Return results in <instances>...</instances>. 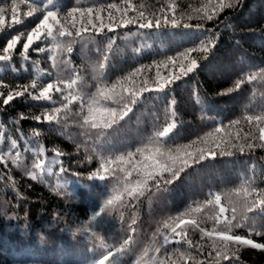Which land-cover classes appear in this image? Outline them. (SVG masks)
<instances>
[{
  "label": "trees",
  "instance_id": "16d2710c",
  "mask_svg": "<svg viewBox=\"0 0 264 264\" xmlns=\"http://www.w3.org/2000/svg\"><path fill=\"white\" fill-rule=\"evenodd\" d=\"M41 2L46 0H37ZM113 2L121 7L124 4V0H53L49 7H54L64 17L72 7L106 6ZM210 2L215 0H131L136 11L129 15L138 16L143 12L149 19L161 15L162 8L175 3L180 26L139 29L136 24H129L114 32L105 29L100 34L91 30L81 36L74 33L71 41L67 37L60 41L65 46L70 43L71 53L54 49L55 42L36 41L32 48L39 44L46 52L38 55L30 48L28 61L19 55L24 43L22 37L12 60L0 62V82L12 88L29 85L33 80L39 84L57 78L76 79L73 95L90 101L99 86L116 83L140 66L153 65L142 74L151 84L156 63L197 46L210 33L218 38L206 58L198 59L199 67L193 73L164 92L143 93L133 111L109 129L84 124L79 99L68 104L67 109L62 108L59 123H37L32 117L51 110L53 102L56 106L67 103L58 93L53 95V102L35 101L25 93L7 106L2 105L0 98V131L6 137L0 149L8 150L10 137L17 139L21 152L17 163L12 162L15 150L13 157H6L7 164L0 162V264H96L109 251L113 255L105 264H135L146 250L151 255L158 247L160 252L153 257L157 261L184 264L186 260L187 264H192L187 256L184 260L179 256V253H191L197 262L217 264L216 249L223 245L218 239L202 235L199 229L187 230V239L194 248H189L183 240L180 244L170 242L161 247L162 235L166 234L165 222L174 223L171 218L181 214L184 219H196L205 230H224L223 223L215 222L217 209L213 205L200 207L209 199V193L221 195V204L229 208L226 214L229 217L235 205L238 218L243 211L249 223L258 228L264 225V213L258 209L247 212L244 205L250 203L253 196L243 191L245 188L249 191L264 189V148H245L241 152L231 146L259 143L255 139L259 134L258 126L249 123L246 117L264 115V0H236L233 7L225 8L213 20H201L195 9ZM10 5L11 0H0V7L6 9L0 48L13 35L21 32L27 35L41 15L37 12L26 17L27 5L21 4L18 19L22 23L8 27ZM114 16L118 19L119 13ZM185 22L202 24L203 28H185ZM109 37L113 41L110 50ZM160 71L167 74L162 64ZM250 76L254 79H248ZM241 78L244 82L235 88L234 82ZM140 79L138 75L137 85ZM0 91L7 89L0 87ZM172 99L175 104L171 103ZM21 114L28 119L19 120ZM173 119L176 128L164 141H157L156 131ZM219 126L224 127L219 136L229 142L225 145V154L218 153L215 159L208 158L186 168L179 179L167 186L161 184L159 190L149 182L142 194L129 198L126 188L132 185L127 180L137 179V173L126 178L121 169L128 166L117 168L116 163L111 165L117 168L115 176L105 180L89 179L104 160H115L136 148L183 151L193 141L197 144L187 150L204 147L203 139H208L209 143L212 140L206 134ZM33 130H38L40 136L35 137ZM216 135L214 133V137ZM41 146L47 159L62 160L68 174H60L57 164L52 166L50 175L46 173L42 178L31 179L29 172ZM57 151L63 155L56 157ZM134 160L140 161V155ZM118 194H123L124 203L117 201L110 205L111 211L106 209V213L92 221L91 231H88L91 217L105 201ZM181 227L187 228V225ZM232 232L248 235L245 228H233ZM129 237L124 250L116 252ZM251 238L264 243V236L253 233ZM230 247L235 254L233 258L220 260L218 264H264V251L249 246Z\"/></svg>",
  "mask_w": 264,
  "mask_h": 264
},
{
  "label": "snow or ice",
  "instance_id": "6c2138e0",
  "mask_svg": "<svg viewBox=\"0 0 264 264\" xmlns=\"http://www.w3.org/2000/svg\"><path fill=\"white\" fill-rule=\"evenodd\" d=\"M235 2L236 0H215V2H210L209 5L205 7L195 9V12L201 20L211 21L218 17L220 12L225 8L233 7ZM21 4L27 5V11L24 13L26 17H32L37 12L41 13V15L37 18L38 22L31 28L27 35L23 32L13 35L11 39L7 40L6 44L0 48V62L12 60L13 55L16 54V46L20 43L22 37L24 38V43L21 45L19 55L25 61H28L30 59V48L38 55L46 52V48L39 44L35 48H32V45L36 41H41V43L44 41L55 42L53 43L54 49H62L66 50L67 53H71L72 47L70 46V43L65 46L62 45L60 41L65 37L71 41L74 33L76 36H81L82 33L91 30L100 34L104 33L105 29H107L108 32H114L116 28L122 26L127 27L129 24H136L139 29H159L162 26L168 25L173 27L180 26V17L176 15L175 3L162 8L161 15H154L153 19H149L144 16L143 12H140L138 16L129 15V12L136 11L131 0H124L122 7L114 2L109 3L106 6L92 5L87 8L72 7L64 17L59 15L57 9L49 7V5L53 4V0H46V2L41 3H37V0H19V3L17 0H11L9 8L11 18L8 27H11L13 24L22 23V21L18 19ZM5 11V7H0V31H2L6 25ZM114 13H119L118 19L114 16ZM189 19H191V17H189ZM77 24L80 26L77 27ZM183 27L202 29L203 25H192L191 23L185 22ZM108 39L110 50L113 41L111 37ZM217 42L218 38L215 36V33H210L209 35H206L197 46L186 48L174 56L167 57L165 61L156 63L154 65L156 71L151 84H149V80L142 74L145 71L150 70L153 65L140 66L135 68L127 76L118 80L116 83L99 86L96 95L90 101H85L83 97L73 95V86L77 83L76 79L63 81L59 78L39 84L36 80H33L29 85H17L15 88L0 82V87L7 89L6 92L0 91V98H2V105L7 106L14 99L25 96V93H27L32 100L49 102H53V95L58 93L67 103H61L60 106H56L53 102L51 110H45L40 115L32 117L37 123H59L61 121L60 114L62 108L67 109L68 104L79 99L83 123L96 129H109L114 124L124 120V118L133 111L134 106L138 103L143 93L151 91L157 93L164 92L166 88L174 84L176 81L193 73L199 67L198 59L206 58L207 53L215 47ZM193 53H196L197 55L194 56ZM104 59L106 60L107 56H105ZM161 64L164 69L167 70V74L161 73ZM138 75L141 77L139 85L136 83ZM248 79H254V77L250 76ZM243 82V78L235 81V88H239ZM66 91L67 94H65ZM101 101H106L107 103H101ZM171 103L175 104V100L172 99ZM175 115L176 113L173 111L172 116L175 117ZM24 119H28V117L21 114L19 120ZM246 119L249 123H255L258 126L259 134L255 139H257L259 143L248 142L246 144H232L231 146L237 147L241 152H243L245 148H264V115L248 116ZM19 120L15 122L18 124ZM233 123L238 122L234 121ZM176 126L174 119L172 122H167L156 131V140L164 141L165 138L169 137V134L174 128H176ZM223 131L224 127L219 126L208 132L206 137L212 138L211 143L205 138L203 139V143L206 146L196 147L194 151H189L187 149L197 144V141H193L191 145L185 146L183 151L177 149L174 152L171 150L164 152L160 147L152 149L143 147L136 148L134 152L129 151L126 154L119 155L115 160H112L111 158L104 160L100 167L91 173L89 179L96 178L105 180L109 176H115L117 168H119L120 165H127V169H121L124 171L126 178L132 177L133 172L137 173V179L134 181L127 180V183L132 186L126 188L128 197L134 199L143 193L148 187L149 182L159 190L161 184L167 186L179 179L180 174L186 168L198 164L208 158L215 159L218 153L225 154V145L229 142L219 136ZM17 132L23 136V133L20 132L19 128H17ZM33 132L35 137L40 136L38 130H33ZM214 133L217 134L215 137ZM5 139L4 132L0 131V144H3ZM8 139H10L8 150L5 151L0 149V162L7 164L6 157H13V150H15L12 162L17 163L21 157L18 141L17 139L10 137ZM137 154L141 157L140 161L134 160V157ZM62 155L63 154L59 151L55 152L56 157H61ZM113 163H116L117 168L111 167ZM57 164H59L58 171L60 174H68L69 170L63 166L62 160L47 159L45 150L43 146H41L37 158L33 161L29 175L32 180L42 178L46 173L50 175L52 172V166ZM72 175L78 176L79 174L73 173ZM243 191L247 192L248 195L253 196L251 202L244 205L247 212H253L258 209L260 213H264V189H251V191H249V189L245 188ZM208 195L209 199H207L200 207L213 205L217 209V215L214 217L215 222L217 224L223 223L224 230L219 232L205 230L200 228L196 219H184L183 214H181L177 217L171 218L174 223L165 222L164 228L166 234L162 235L161 247L166 246L170 242L180 244L181 240H183L189 248H194L195 245L192 244V241L187 239L188 228H194L199 229L202 235L218 239L223 245V248L216 249L215 260L217 261V264L220 260H231L233 258V255L235 254L230 245L249 246L253 249L264 251V243H257L251 238L253 233L257 236H264V230H261L264 229V225H260L258 228L256 225L249 223L247 214L243 211L238 218V210L235 205L231 207V215L229 217L226 215L229 212V208H226L221 204V195L217 193H209ZM229 200L231 202L230 197ZM117 201L121 204L124 203L123 194L112 196L105 201L99 212L95 213L87 223V230L91 231V222L97 220L101 214L106 213V209L110 212L111 209L109 206ZM199 210L198 207L197 211ZM234 221L235 223H233ZM133 223H135V221H133ZM181 225H187V228L181 227ZM233 228H245L248 235L245 236L233 233ZM132 231H135V229L133 228ZM130 239L131 237L125 240L124 244L116 248L115 251L122 252ZM167 251L168 250L166 249V252ZM159 252V247L155 248L151 255H149L146 250L142 256L135 261V264H168L167 260L157 261L153 259V257ZM111 255H113V252H107L96 262V264H105V261H108ZM209 255H211V253H209ZM179 256L182 260L187 256L188 259L192 260V264H203L202 261L197 262L191 253H179ZM235 258L239 259L238 256ZM172 264H175V262H172ZM184 264H187L186 260L184 261Z\"/></svg>",
  "mask_w": 264,
  "mask_h": 264
}]
</instances>
